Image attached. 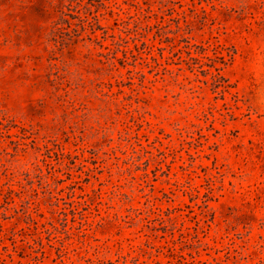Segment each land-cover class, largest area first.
Wrapping results in <instances>:
<instances>
[{"label": "rangeland", "instance_id": "obj_1", "mask_svg": "<svg viewBox=\"0 0 264 264\" xmlns=\"http://www.w3.org/2000/svg\"><path fill=\"white\" fill-rule=\"evenodd\" d=\"M0 264H264V0H0Z\"/></svg>", "mask_w": 264, "mask_h": 264}]
</instances>
